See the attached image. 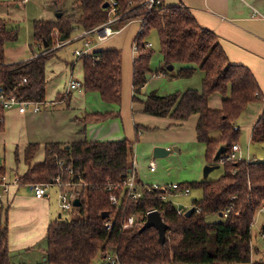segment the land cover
I'll return each instance as SVG.
<instances>
[{"label": "trees", "instance_id": "1", "mask_svg": "<svg viewBox=\"0 0 264 264\" xmlns=\"http://www.w3.org/2000/svg\"><path fill=\"white\" fill-rule=\"evenodd\" d=\"M59 2L60 0H55ZM116 15L120 24L138 20L140 30L133 38L135 57L132 66V102L140 103L143 113L157 118H169L173 125H182L196 116V140L205 148V162H213L219 147L224 146L226 156L238 142L235 123L251 102H264L253 75L243 66L228 62L218 36L201 27L191 11L179 3L148 6L146 0H116ZM108 0H78L80 14H64L55 20L33 22V40L37 46L49 48L55 39L70 40L77 31H86L103 25L110 18ZM1 4V3H0ZM109 4V3H108ZM114 25V24H113ZM115 26V25H114ZM115 30H118L116 26ZM157 33L163 67L159 74L173 73L182 79L201 72V88H188L184 92L160 95L152 91L139 101L138 95L147 83L153 50L146 46L147 37ZM14 25L0 19V89L3 95L20 101H45V65L54 52L33 59L6 64L5 47L17 40ZM83 63L82 88L98 93L102 102L120 106L122 98V55L114 48L98 49L80 57ZM173 69L168 71L167 67ZM221 96V106H209L212 95ZM61 94L56 100H61ZM4 110L0 105V132L4 130ZM114 112L88 113L82 123L103 122ZM138 134L140 128L135 124ZM253 145H264V108L253 125ZM134 141H83L70 144L50 143L44 149V158L33 164L38 144H29L23 153L26 172L19 177L21 186L52 182L58 175L66 177L71 168L83 177L78 216L70 220L51 221L46 231V264H91L96 258L115 254L126 263L173 264H262L251 263V228L259 209L264 206V158L227 161L219 167L222 173L214 180H201L180 187L201 190L202 196L193 199V213L178 214L170 201H162L160 192L145 194L138 200L124 199L116 207L109 201L108 183H117L133 169ZM18 151L15 162L18 163ZM64 165L60 167L58 162ZM6 174L0 166V177ZM138 185L139 181L135 177ZM156 209L169 229L164 243L159 242L155 228L122 229L129 216H143ZM199 209V210H198ZM229 210L227 216H224ZM2 209H0L1 215ZM103 213H108L102 218ZM221 220L210 222L208 216L219 215ZM110 221L111 230L104 228ZM263 230V229H262ZM264 233V231H263ZM7 224L0 225V264H11L7 239ZM213 236V241H212Z\"/></svg>", "mask_w": 264, "mask_h": 264}, {"label": "crops", "instance_id": "2", "mask_svg": "<svg viewBox=\"0 0 264 264\" xmlns=\"http://www.w3.org/2000/svg\"><path fill=\"white\" fill-rule=\"evenodd\" d=\"M28 2H30V0L26 2L22 0H0V7L12 3L9 14L10 16H17V11L20 10L19 7L21 5H27ZM161 2L168 6L177 5L179 3L183 4L191 11L201 27L215 33L218 36L219 43L228 62L233 65L243 66L250 71L256 81L260 96L264 99V0H161ZM56 18L57 16L55 15L52 16V18L50 16V18L39 20L51 21ZM34 21H37V19ZM129 24H137L138 33L140 30V23L138 20H132L121 28H118L115 34ZM12 26H14V24H12ZM77 32L72 35L69 40L70 42L65 41L62 43L59 40L58 43L49 48L34 44L36 51H32V48L29 46L30 42H28V44L19 45L22 47H18L15 52L11 51L14 45L5 47L4 60L6 64L27 61L44 53L54 52V55L49 58L45 65V101L41 103L40 111L35 113L31 110V107H29L23 113L18 112L16 108H11L4 112V130L0 132V146L3 147L2 149H4V151H6V148L9 149L11 151L10 153L13 155L15 164L13 168H15L17 172L14 175L21 176L27 170V166L23 161V153L24 149L29 144L39 145V150L32 161L33 164H37L43 160L44 149L46 145L50 143L70 144L83 141H115L122 139L121 133L125 135L126 139L130 138L128 123L130 121L134 122L133 112L135 107V104L132 102V76L131 89L128 91L127 87L125 89L124 81H129V73L127 74L126 72V74H123L122 106L120 103V106L116 107L102 102L98 93L84 91L82 88L83 63L80 58L74 55V51L72 55L75 56L76 60L64 62L62 60L59 61L57 58L58 51L67 44L80 42L81 46V41L72 42L77 36ZM31 36L33 38V30ZM102 44L103 43L99 45L94 44L91 51L94 52L100 49L99 47ZM176 67L179 69V66ZM197 73H199L202 79L201 72L197 71ZM157 76L160 77L161 74ZM71 80L80 82L81 87L70 89L69 83ZM60 94L62 98L57 101L56 97ZM129 95L131 96V100L128 98ZM221 100L222 98L220 95L214 94L209 99V106L213 109H218L221 106ZM128 102H130L131 111H128L125 107ZM60 104L65 105L67 110L62 109V106H58ZM51 108H53V110H51ZM263 108L264 102L249 103L235 123V126L238 128L239 137L240 135L242 136L244 130L247 131L248 144L251 146L253 145L250 140L252 128ZM69 110H77V116H74ZM139 110L143 112L141 104H139ZM116 111H118L117 115L103 122L82 123L85 114L98 112L115 113ZM190 118H193L190 128L192 129L194 127V136L196 139L195 126L197 117L191 116ZM186 122L180 126L182 127ZM169 123L173 124L171 120H169ZM167 140L169 139H163L162 141L166 142ZM162 143H155L151 145V147L155 148V146L161 145ZM237 145L240 148L242 158L245 160H257L256 156L258 155L253 154L251 156L248 146L246 153H244L241 150L239 142H237ZM253 146L256 148V152L264 147L262 145ZM175 148L176 147H174L173 150ZM165 149H169V147ZM16 150L18 151L19 157L18 163L15 162ZM177 152H179V149H177ZM170 153L171 151L169 154ZM133 157L137 163L134 169V176L139 183L143 184L139 177L140 171L138 169H140V165L136 157ZM150 162L155 164L153 159L149 160V163ZM21 163L24 169L19 170V165ZM203 163L204 165H209L205 162V158ZM155 171L156 168L154 171L149 170L151 173ZM213 171H211L208 176ZM8 177L10 178L9 175ZM53 189L54 195L57 197L58 190L55 187L49 190L48 198L36 199L29 186L21 185L11 186L8 193L4 195L2 199V211H5V218L9 223V230L7 228V232L8 234L10 233L11 238L9 240V235L7 234V239L11 264H42L46 262V247L45 250L41 247L36 249V247L41 241H45L46 244V231L49 223L61 218V213H58L56 218L53 219L52 213L49 210L51 205V190ZM263 227L264 226L259 230V235L261 231L263 232ZM251 250V263L261 261V263L264 264V250L261 251L254 247L252 241V228ZM15 253L18 254L16 257H14ZM100 260L96 258L91 264H99Z\"/></svg>", "mask_w": 264, "mask_h": 264}, {"label": "rangeland", "instance_id": "3", "mask_svg": "<svg viewBox=\"0 0 264 264\" xmlns=\"http://www.w3.org/2000/svg\"><path fill=\"white\" fill-rule=\"evenodd\" d=\"M11 4H5L0 7V19H3L8 22V24H14L18 30V38L14 43H10L7 46L14 45L11 48L12 52L30 42L29 46L32 48V51H36L34 48V42L32 38V25L34 20L52 18L57 13L64 14H80V6L78 0H60L56 2L55 0H30L27 5H21L20 10L17 11L18 15L10 16ZM51 14V15H50ZM11 21V22H10ZM116 28H121L124 26L120 24L119 21H116ZM113 25L112 28L115 26ZM137 24H129L120 30L117 34H114L112 37L105 39L100 42L103 43L99 48L100 49H109L114 48L121 52L122 55V78L123 74L129 73V81L125 82V89L127 87L128 91L131 89V76H132V66L135 53L133 52V38L137 34L138 30ZM93 44L99 45L100 43L97 40V35L93 34L91 36ZM59 40L55 39L54 45L58 43ZM60 42H63L60 40ZM73 42V40H72ZM147 42L151 44V49L153 50V56L150 60V73L147 77V83L142 88L141 93L138 95L139 101H143L144 97L152 91H156L160 95H168L174 93L184 92L188 88H201V77L199 73H195L189 79H182L176 75L178 67H175L173 73H167V75H159L160 68L163 67L162 56L160 54L159 41L157 33L152 31L148 37ZM97 43V44H96ZM80 42H74L67 44L65 47L60 49L57 54L59 61H71L76 60L75 56L72 55L75 48H80ZM52 53V52H51ZM131 100V96H128ZM101 103V102H100ZM104 104V103H103ZM139 102L135 103L134 107V122L130 121L128 123V131L130 140L134 141L133 146V156L136 157L140 169H138L139 177L143 184H158L165 185L167 183H182V184H191L192 182H199L203 180H214L219 177L222 173V168L219 167L215 169L207 178L203 177V167L204 165V147L202 143L196 141L194 136V127L191 129V121L193 118H190L186 124L182 127L180 125H173L169 123V118H157L144 114L139 110ZM105 105V104H104ZM61 108L67 110L65 105ZM122 106V102H121ZM57 107V106H54ZM128 111H131L130 102L125 106ZM124 109V108H123ZM49 110V109H46ZM53 110V108H51ZM121 110V109H120ZM44 111V110H43ZM73 113L74 116H77V110H69ZM118 112V111H117ZM134 124L138 125L140 128L139 133L137 134L134 128ZM125 129V128H124ZM127 134V133H125ZM127 136V135H126ZM121 138L126 139L125 135L121 133ZM163 139H169L166 142H163ZM163 142V143H162ZM238 142L241 145V150L246 153L247 146L250 155L257 154V159L264 158V147L260 151L256 152L255 147L248 144L247 131L244 130L242 136L238 138ZM155 143H162L161 145L155 147L166 148L169 147L171 153L162 158H153V147L151 145ZM264 146V145H262ZM176 147L179 149V152L174 151L173 148ZM0 146V162L7 169L6 174L13 179L15 171L14 159L11 151L6 148V151ZM9 153V154H8ZM153 159L156 166V171L154 173L149 172V160ZM24 169L22 163L19 165V170ZM18 170V173H19ZM202 193L199 189H190L189 195H177L171 197V201L175 205L184 206L186 209L192 207L193 199L201 198ZM56 199V200H55ZM49 210L52 213V218L55 219L58 213H61V218L58 220H70L76 216L74 211L63 212L58 207L57 197L54 195V189L51 190V200H50ZM207 220L210 222H217L221 220L219 215L208 216ZM7 223V228L9 230V223L5 218V211L3 210L0 215V225H5ZM264 226V213H258L255 217L254 224L252 226V241L254 247L258 250H264V242H262L259 230ZM10 232V231H9ZM9 240H10V233ZM213 241V236H212ZM36 247L43 248L45 250L46 244L45 241L38 243ZM252 251V250H251ZM18 254H14L16 257ZM25 256V255H24ZM27 257V256H26ZM257 257V256H256ZM100 260V259H99ZM42 264H46L45 262Z\"/></svg>", "mask_w": 264, "mask_h": 264}, {"label": "built area", "instance_id": "4", "mask_svg": "<svg viewBox=\"0 0 264 264\" xmlns=\"http://www.w3.org/2000/svg\"><path fill=\"white\" fill-rule=\"evenodd\" d=\"M23 2H26L27 0H22ZM109 7H110V18L107 20L106 23H104L101 26H98L91 30L86 31H79L77 32V36L73 39V41H81L80 48H77L74 50V55L77 58H80L82 56H86L92 53L91 49L94 46L91 36L93 34L97 35V40L99 42L104 41L105 39L111 37L114 35L117 31L112 28L113 24H115L116 21H118L119 16L116 15V7H117V1L116 0H108ZM161 0H146V4L148 6H151L153 4H160ZM69 41V40H68ZM70 42V41H69ZM63 43V42H62ZM146 46L150 47L151 44L148 43ZM133 52L135 53V47L133 46ZM81 87V83L78 81L71 80L69 83L70 89H75ZM0 105L2 106L3 110L6 111L11 108H16L18 112L23 113L25 112L29 107H31V110L35 113H38L40 111V105L41 102L37 101H20L17 100L14 96H5L1 93L0 89ZM238 128L234 126V130H237ZM239 160H245L242 158L240 153V148L235 143L232 145L231 150L228 152L226 156L220 155V157L217 160V163L219 165L224 164L227 161H239ZM247 162H250L252 160H247ZM58 165L62 167L64 163L62 161L58 162ZM1 166V163H0ZM132 166L133 169L131 170V173L125 177L123 180L117 182V183H108L105 190L110 192L109 194V201L112 205H115L118 207L122 204L123 200H138L145 194H151L153 192H160L159 197L162 201H171V197H175L177 195H189L190 194V188L188 187H180L179 183H167L165 185H158V184H149V185H138L135 181L134 176V169L137 166L136 161L132 160ZM149 170L154 171L155 170V164L153 162L149 163ZM19 177L18 175H14L13 179L9 178L7 174H4L0 177V209L3 208V202L2 199L4 195H6L10 189L11 186H19ZM83 177L80 173H76L73 169H69L67 172V180L66 177L62 174L58 175L52 182H46V183H35L27 185L30 187L34 197L36 199H43L49 197V190L55 187L58 190L57 193V202L58 207L61 211H75L76 216H78V210L77 207L73 205V202L75 199L80 200V193L83 186ZM174 204V203H173ZM175 205V204H174ZM176 211L178 214L185 213L186 209L184 206L175 205ZM190 209V208H189ZM199 210V209H198ZM151 211H157L156 209L150 210L146 212L143 216H129L127 217L123 224L122 229H131V228H139L141 223L140 219H146V215ZM229 213V210H226L225 213H223L224 216H227ZM258 213H264V206H262ZM104 228L106 230H111V223L110 221L104 222ZM260 236L262 241L264 242V233L261 231ZM99 264H173V263H126L119 260L117 255L115 254H107L105 255L99 262Z\"/></svg>", "mask_w": 264, "mask_h": 264}, {"label": "water", "instance_id": "5", "mask_svg": "<svg viewBox=\"0 0 264 264\" xmlns=\"http://www.w3.org/2000/svg\"><path fill=\"white\" fill-rule=\"evenodd\" d=\"M108 2H105L103 4V7L106 8L108 7ZM61 13H57L56 16L60 17ZM61 41H63V38L60 39ZM46 47V44L44 45ZM168 71H171L173 69L172 66H168L167 67ZM174 151H177V149L175 148ZM170 152L169 149H165V148H161V147H155L153 150V158H162L165 157L166 155H168ZM225 152V147L221 146L218 148V150L216 151V153L214 154L213 157V162H216L218 160V158L220 157V155L222 153ZM219 168V164H212V165H205L203 167V177L207 178L208 174ZM73 205L75 207H79L80 205V201L79 199H75L73 202ZM193 213V209L190 208L188 209V211L185 213V216H190ZM108 216V213H103L101 215V217L104 219ZM219 216H221V213L219 214ZM153 227L156 229L157 233H158V238H159V242L160 243H164L165 241V234L166 231L169 229L168 225L166 223H164L162 217L160 216V213L158 211H151L146 215V219L144 221V224L142 225L140 231H143L147 228ZM263 231H264V227H263Z\"/></svg>", "mask_w": 264, "mask_h": 264}]
</instances>
